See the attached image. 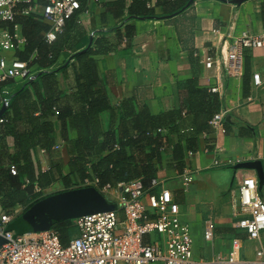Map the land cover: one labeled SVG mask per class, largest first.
Instances as JSON below:
<instances>
[{"label": "crops", "instance_id": "crops-1", "mask_svg": "<svg viewBox=\"0 0 264 264\" xmlns=\"http://www.w3.org/2000/svg\"><path fill=\"white\" fill-rule=\"evenodd\" d=\"M25 1L18 5L14 23L0 21V27L16 33L18 38L15 50L7 58L32 62L33 74L52 71L58 92L53 107L70 108L74 114L81 105L77 102L78 64L73 56L90 52L97 75L92 90L94 99L100 92L112 108L111 112H101L98 116L102 132H107L110 124L113 130L121 128L120 117L137 113L153 117L167 113L180 115L175 132L162 130L166 145L159 159L151 162L152 176H141L144 186L148 187L152 179L167 181L173 195L171 213L188 224L195 259L224 257L231 252L232 242L239 240L240 256L253 260L258 244L236 225L238 187L244 178L257 180L264 200V182L259 184L254 169L242 167L249 162L259 163L264 175V46L247 50L234 44L242 34L253 35L264 29V0L241 3L240 0L226 3L195 0L183 12L158 20H128L131 0H124L119 17L93 0H80L81 10L66 22L64 34L52 44L43 41L50 27L40 19L47 0H30L29 4ZM158 1L150 0L147 6L161 15ZM31 3L39 5L32 7ZM28 7L33 10L32 18L20 14ZM14 24L18 26L16 30ZM207 63L210 67H206ZM253 74H259L261 86L253 84ZM17 84L0 88V120L13 118V111L43 117L40 122L52 125V136L58 146L54 149L66 162L69 157L59 136L61 124L53 107L46 111L41 105L33 108L35 99L31 97L27 106L18 103L14 110L8 107L7 100L1 99L2 94H11ZM220 111L227 113L224 128L198 130ZM15 127V132L31 131L25 120ZM1 129L0 123V214H10L13 220H19L34 203L64 189L55 181L44 189L34 187L33 196L22 193L27 181L14 177L18 176L14 162L16 140L11 135L2 136ZM67 132L70 140L76 138L74 129L68 128ZM192 136L195 150L190 152L186 150L185 140ZM178 145L183 147V171L194 173L193 183L186 192L182 190L173 160L172 152ZM29 155L35 173L51 169L52 160L46 151L34 147ZM64 173L69 174L67 167ZM70 181L69 190L90 188L82 187L83 182L77 176L71 175ZM14 192L22 194L21 205L10 201L9 196ZM260 245L264 249V232Z\"/></svg>", "mask_w": 264, "mask_h": 264}, {"label": "built area", "instance_id": "built-area-1", "mask_svg": "<svg viewBox=\"0 0 264 264\" xmlns=\"http://www.w3.org/2000/svg\"><path fill=\"white\" fill-rule=\"evenodd\" d=\"M93 1L97 3V0ZM22 2L0 0V21L14 23L17 7ZM25 3L29 4L30 0ZM78 10L79 0H49L40 16L50 27L44 35L45 43L52 44L63 35L66 22ZM20 14L28 16L33 10L28 7ZM17 28L14 24L13 29ZM17 40L16 33L0 27V83L8 80L21 83L33 75L27 62L6 56L15 50ZM234 45L247 50L263 47L264 29L253 35L242 34ZM210 65L207 63L206 67ZM252 82L256 87L261 86L259 74H253ZM226 115L225 111L215 114L209 121V128H224ZM11 173L15 174L14 170ZM178 179L186 192L193 183L194 173L184 170ZM82 187H94L116 209L73 220L74 230L66 245L61 244L53 229L17 234L10 230L13 217L0 214V237L4 240L0 246V264H264V249L260 245V236L264 232V200L255 178H244L238 187L236 225L258 244L253 260L240 256L239 240L232 242L231 252L224 257L195 259L188 224L171 213L173 195L166 180L152 179L148 187L136 179L114 187L98 188L97 180L85 179Z\"/></svg>", "mask_w": 264, "mask_h": 264}, {"label": "trees", "instance_id": "trees-1", "mask_svg": "<svg viewBox=\"0 0 264 264\" xmlns=\"http://www.w3.org/2000/svg\"><path fill=\"white\" fill-rule=\"evenodd\" d=\"M149 1L131 0V4L127 9V19L158 20L169 18L186 10L195 0H160L157 2V6L162 11L161 15H156L153 8L147 6ZM216 1L226 3L231 0ZM243 1L245 0H240V3ZM48 4L49 0L44 6L46 7ZM96 4L103 5L115 17H119L124 8V0H97ZM35 5L39 4H30L32 7ZM25 17L32 18L31 15ZM73 58L76 59L78 64V79L80 81L77 89V102L81 105L79 112L73 114L70 108L62 110L53 107L58 92L56 94L57 90L55 89L52 71L33 74L30 80L18 83V87L11 94H2L1 99L7 100L8 107L14 110L17 108L15 104L18 103L27 106L32 101L31 97L35 99L32 104L33 108L41 105L42 109L46 111L53 107L61 124L59 136L69 157L65 162L60 152L54 149L57 143L52 136V125L41 123L43 117H32V113L27 111L22 114L13 111V114H15L13 118L2 119V136L11 135L16 140L17 152L14 156V162L18 176L14 177L27 181V186L22 193H31L33 196L34 187L44 189L55 181H58L64 191H67L72 185L71 175L77 176L79 182H83L85 179H95L98 181V188L106 185L114 187L118 183L136 179L141 180V176H152L154 166L151 162L153 159H159L160 151L167 141L161 134L162 130L171 133L179 127L177 121L181 119V116L178 114L167 113L163 116L153 117L144 115V113H137L130 117H120L121 128L117 127L113 130L110 124L108 131L102 132L98 124V116L101 112H111L112 108L102 93H97V99H94L93 94L95 93L92 90L97 83L95 62L90 59V52L87 51L77 53ZM25 62L28 63L29 67L32 64V62ZM9 83L15 84L16 82L8 80L0 83V88ZM26 106L25 109H28ZM22 120L27 121L28 125L31 126V131H14L17 123ZM209 121L206 124L207 126L201 125L198 130L208 129ZM68 128L76 131L75 139L70 140L68 138ZM194 143V136L189 140L186 139V150L193 152L195 150ZM34 147H39L49 153L52 160L50 170L46 172L37 170L36 173L34 172L29 155L30 150ZM182 149L183 147L178 145L174 147L172 152L179 174L183 172L184 166ZM66 167L69 174L64 173ZM54 176H58V179L56 180ZM9 199L15 204L21 205L23 202V196L18 192L11 193ZM51 229L58 233L61 244L66 245L74 230L73 222L65 220L52 221Z\"/></svg>", "mask_w": 264, "mask_h": 264}, {"label": "water", "instance_id": "water-1", "mask_svg": "<svg viewBox=\"0 0 264 264\" xmlns=\"http://www.w3.org/2000/svg\"><path fill=\"white\" fill-rule=\"evenodd\" d=\"M242 167L254 169L257 172L259 184L264 182L262 167L259 163L249 162ZM115 207L93 187L68 190L34 203L20 218L21 220L25 217L27 221L26 224L22 221L21 230L17 231L12 226L10 230L17 234L47 231L51 229L52 221H73L86 215L114 211ZM3 243L4 240L0 237V246Z\"/></svg>", "mask_w": 264, "mask_h": 264}, {"label": "rangeland", "instance_id": "rangeland-1", "mask_svg": "<svg viewBox=\"0 0 264 264\" xmlns=\"http://www.w3.org/2000/svg\"><path fill=\"white\" fill-rule=\"evenodd\" d=\"M22 221H23V224L25 223H27V221H26V218L25 217H23V219H19L18 221H17V218H14V220L12 221V223H11V226L15 229V230H17V231H20L21 230V226H22Z\"/></svg>", "mask_w": 264, "mask_h": 264}]
</instances>
